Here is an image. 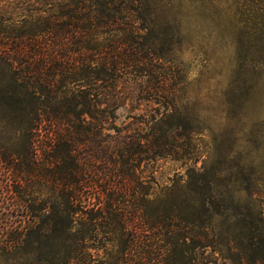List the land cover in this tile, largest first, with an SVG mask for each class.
I'll return each instance as SVG.
<instances>
[{
  "label": "rangeland",
  "instance_id": "rangeland-1",
  "mask_svg": "<svg viewBox=\"0 0 264 264\" xmlns=\"http://www.w3.org/2000/svg\"><path fill=\"white\" fill-rule=\"evenodd\" d=\"M56 1L0 0V17L28 19L36 8ZM116 2L122 3L121 12L126 8L133 58L141 66L108 86L91 80L84 87L102 102L97 108L114 110L104 130L109 146L116 129L120 135L157 133L168 142V154L140 155L129 166L139 182L135 188L148 193L144 207L175 204L190 210L192 182L200 174L212 178L214 193L231 195L244 207L251 201L248 192L264 191V14L257 0ZM24 90L13 87L8 66L0 61V264H63L74 250L90 264H113L118 242L108 221L90 225L78 210L73 228L66 229L68 209L51 192L52 155H27L37 158L34 168L17 169L31 139L49 143L44 121L28 127L31 106ZM176 128L180 137L173 141L167 134ZM84 197L92 203L93 190L75 196ZM255 197L252 205L264 215V195L259 202ZM209 259L233 264L218 254Z\"/></svg>",
  "mask_w": 264,
  "mask_h": 264
},
{
  "label": "trees",
  "instance_id": "trees-1",
  "mask_svg": "<svg viewBox=\"0 0 264 264\" xmlns=\"http://www.w3.org/2000/svg\"><path fill=\"white\" fill-rule=\"evenodd\" d=\"M257 2L264 14V0ZM47 5L28 19L0 17V61L8 66L13 87L25 88L31 106L28 127L34 120L36 126L45 122L49 143L31 139L20 155H52L51 192L68 209L66 229L73 228L78 210L90 225L96 219L108 221L118 242L113 264H209L213 254L233 264H264L263 209L252 205L253 195L259 202L264 191L248 192L251 201L242 207L231 195L214 193L212 178L200 174L192 182L190 210L175 204L148 209L143 205L148 193L135 188L139 182L129 166L140 155L168 154V142L157 133L120 135L116 129L115 144L107 143L104 130L114 110L97 108L102 102L84 86L91 80L108 86L141 66L133 58L131 25L122 3L58 0ZM115 31L120 32L117 37ZM100 35L103 40L90 45ZM69 83L79 89H66ZM170 132L166 134L173 141L180 137L177 128ZM29 156L23 157L19 171L34 168L37 158ZM83 189L93 190L92 203L89 197L76 200ZM74 251L63 264H90Z\"/></svg>",
  "mask_w": 264,
  "mask_h": 264
}]
</instances>
